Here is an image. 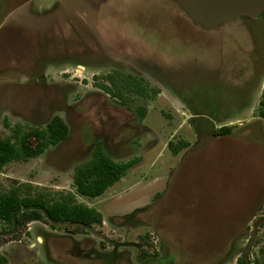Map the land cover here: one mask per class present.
I'll return each instance as SVG.
<instances>
[{
    "label": "rangeland",
    "instance_id": "1",
    "mask_svg": "<svg viewBox=\"0 0 264 264\" xmlns=\"http://www.w3.org/2000/svg\"><path fill=\"white\" fill-rule=\"evenodd\" d=\"M111 5L128 8L125 38L111 34L121 14ZM188 18L173 0H0V136L11 135L6 121L38 126L59 115L69 127L39 156L7 164L0 188L51 200L74 191V169L97 141L117 161L139 158L102 195L77 196L102 212L101 224L45 215L12 234L0 220L4 264H264V20L201 29ZM106 41L120 59L104 53ZM125 44L142 60L129 63ZM135 65L163 92H128L123 106L118 95L137 80L112 85L104 73ZM225 125L229 134L216 133ZM180 140L188 145L174 153L169 142Z\"/></svg>",
    "mask_w": 264,
    "mask_h": 264
},
{
    "label": "trees",
    "instance_id": "2",
    "mask_svg": "<svg viewBox=\"0 0 264 264\" xmlns=\"http://www.w3.org/2000/svg\"><path fill=\"white\" fill-rule=\"evenodd\" d=\"M107 78L111 79V76ZM99 84L105 89L106 84ZM106 88L109 89L108 86ZM124 90L125 96H122V92L118 95L115 89H111V93L112 95H118L122 103H126L123 100L128 99V92L138 95L137 98L144 96L145 98H154L157 94L155 89H151L147 84L144 86L142 82L139 83L138 89L126 87ZM130 97L135 98L133 95ZM136 112L141 118H144L146 105L142 102L136 108ZM258 115L264 117V88ZM5 125L11 129V135L8 137L0 136V172L11 162L27 161L39 156L50 146H55L65 139L69 133L68 124L59 115L54 116L44 125L29 126L18 122L11 126L8 121L5 122ZM232 128V125L221 126L216 130V133L229 134ZM169 145L176 153L186 147L188 142L180 140L176 144L169 142ZM138 160L139 158L136 157L125 161H117L106 152L103 143L97 141L91 158L80 163L74 169V191L61 194L57 199L51 200L46 193L22 194L19 186L7 190L0 188V220L3 221L6 227L13 230L12 234L18 233L25 223L40 220L45 215L49 220L79 226L88 227L101 224L103 222L102 212L93 206L78 201L77 196L94 198L102 195L109 187L126 175ZM7 260L0 253V264H4Z\"/></svg>",
    "mask_w": 264,
    "mask_h": 264
},
{
    "label": "flooded vegetation",
    "instance_id": "3",
    "mask_svg": "<svg viewBox=\"0 0 264 264\" xmlns=\"http://www.w3.org/2000/svg\"><path fill=\"white\" fill-rule=\"evenodd\" d=\"M172 1V0H171ZM174 1V3L177 5V9L178 10H180L181 8H180V6L177 4V2H176V0H173ZM109 8H114V9H116V6H114V5H111ZM183 12H184V10L183 9H181ZM116 11H118V12H120L121 14H117V16H115V18L117 19V20H115V22L114 23H112L113 22V20H114V17L112 16V20H111V34L114 36V37H117V38H125V37H122L121 35H117L118 33L120 34L121 33V31H123V27H122V23H121V20H122V18L125 16V14L128 12V8H126V7H121L120 9H116ZM185 13V12H184ZM186 14V13H185ZM187 15V14H186ZM188 16V15H187ZM189 17V16H188ZM240 18H242V19H244L245 20V22H247V21H249V19H256V18H263V20H264V11L262 12V13H260L259 15H257V16H255V17H249V16H239ZM238 18V17H237ZM191 22H193L196 26H198V27H200L201 29H206V28H204V27H202L201 25H199V24H197L196 22H194L190 17L188 18ZM234 19H236V18H234ZM140 22V21H139ZM162 23H163V21L161 20L160 21V23H159V26H158V28L157 29H160V27H161V25H162ZM161 24V25H160ZM112 25H115V28L113 29V27H112ZM110 26V25H109ZM120 29V30H118V29ZM98 31L100 32V33H102L103 34V32L101 31V30H99L98 29ZM102 34H100V36H102ZM124 34H125V32H124ZM159 34L160 35H162L163 34V31H160V30H158L157 31V33H156V36H157V38H160L159 37ZM93 37V36H92ZM94 39V38H93ZM106 43L108 44L107 46H106V48H107V50L106 51H104V53H106L107 55L109 54L110 55V53H111V57L114 59V60H116V59H120V57L118 56H116V52H119L117 49H115L112 45H110V43L108 42V41H106ZM116 44V42H115V40L113 39L112 40V42H111V44ZM135 44H137V43H135ZM140 44H143V43H140ZM110 51V52H109ZM122 51V50H121ZM120 53H122L125 57H126V59H129L128 58V56H133V57H136L137 58V60H142L138 55L139 54H141L142 55V52H141V48H139L138 46H136L135 47V51H133L132 52V48L131 47H129V46H127L126 44H125V47H124V51L123 52H120ZM143 56V55H142ZM110 57V56H109ZM144 59V58H143ZM129 63H131V57H130V59H129ZM119 64H121V63H119ZM155 66H158L157 64H155ZM142 67H140V66H137V65H135V66H131V67H129V68H119V67H117V66H113V69H111V70H109L107 73H104L105 74V76L106 77H109V76H111V79H108V81H110V83H112V85L113 84H118V85H121L120 83H122L123 84V82H122V79L123 78H126L127 80L128 79H130V75H132L134 78H135V80H137V82L135 81V86L138 88L139 87V83L140 82H142L143 83V85L145 86L146 84L148 85V86H150V84H149V80L148 79H146V73L144 72V71H142ZM122 75H124V77H121ZM99 76H100V73H99ZM134 80V79H133ZM157 83H155V84H153V85H151V89H155L156 91H157V93H161V92H163L162 91V88H161V85L159 84V86L160 87H157ZM97 86L98 87H100L99 86V84H97ZM263 93V91H261V94ZM112 96H115V95H112ZM261 96V95H260ZM114 99V102H116L117 103V101H119L118 102V104H122L123 106H125L122 102H121V100H117L116 101V99L115 98H113ZM187 103L186 104V106H190L191 108H193L194 110H197V111H200L201 113L202 112H204V113H206V111H208V110H205V109H201V107H200V105L199 106H197V103H195L194 101H192L190 98H184V96H179L178 97V100L180 101V103L181 104H183V100ZM252 108V107H251ZM208 112H210V111H208ZM243 113H244V110L242 111V112H239L238 113V115H242L243 116ZM54 117V116H53ZM53 117H51V119L53 118ZM139 117V116H138ZM201 118H199V119H203V117H206L205 115L203 116V114L200 116ZM140 118V117H139ZM207 118V117H206ZM50 119V120H51ZM49 120V121H50ZM48 122V121H47ZM46 122V123H47ZM60 143V142H59ZM58 143V144H59ZM51 221H53V220H51ZM53 222H59V221H53ZM53 230H52V228H50V229H46L45 230V234H44V236H53L54 234L53 233H51ZM72 233V232H71ZM68 236H70V237H72L73 238V235H70V234H67ZM37 242V241H36ZM39 242H37V244H38ZM44 242L43 241H40V243L39 244H43ZM45 244V243H44ZM103 251L101 252V253H98L99 255H108L109 256V254H107V253H110V254H114V253H111V252H106L107 250H105L104 248L102 249ZM120 252H122V251H120ZM114 256H117L116 258H118L120 255H119V253H117V254H114ZM247 263V261L244 259V258H242V257H238V259H237V264H246ZM254 264H257V261L256 262H254Z\"/></svg>",
    "mask_w": 264,
    "mask_h": 264
},
{
    "label": "water",
    "instance_id": "4",
    "mask_svg": "<svg viewBox=\"0 0 264 264\" xmlns=\"http://www.w3.org/2000/svg\"><path fill=\"white\" fill-rule=\"evenodd\" d=\"M197 24L212 29L239 16L255 17L264 11V0H176Z\"/></svg>",
    "mask_w": 264,
    "mask_h": 264
},
{
    "label": "crops",
    "instance_id": "5",
    "mask_svg": "<svg viewBox=\"0 0 264 264\" xmlns=\"http://www.w3.org/2000/svg\"><path fill=\"white\" fill-rule=\"evenodd\" d=\"M37 239H38V242L40 243V237H38Z\"/></svg>",
    "mask_w": 264,
    "mask_h": 264
}]
</instances>
